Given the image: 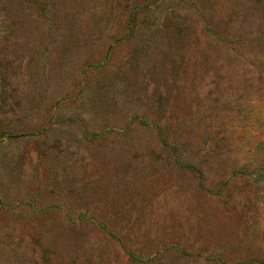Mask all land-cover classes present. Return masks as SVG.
<instances>
[{"label": "rangeland", "instance_id": "obj_1", "mask_svg": "<svg viewBox=\"0 0 264 264\" xmlns=\"http://www.w3.org/2000/svg\"><path fill=\"white\" fill-rule=\"evenodd\" d=\"M0 264H264V0H0Z\"/></svg>", "mask_w": 264, "mask_h": 264}]
</instances>
